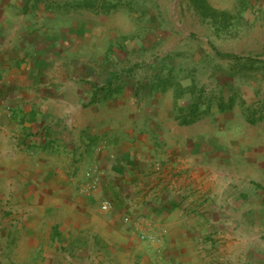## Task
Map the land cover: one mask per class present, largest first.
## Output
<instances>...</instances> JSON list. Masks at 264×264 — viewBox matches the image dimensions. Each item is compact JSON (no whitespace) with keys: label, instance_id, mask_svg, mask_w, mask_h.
<instances>
[{"label":"crops","instance_id":"crops-1","mask_svg":"<svg viewBox=\"0 0 264 264\" xmlns=\"http://www.w3.org/2000/svg\"><path fill=\"white\" fill-rule=\"evenodd\" d=\"M0 264H264V0H0Z\"/></svg>","mask_w":264,"mask_h":264},{"label":"built area","instance_id":"built-area-1","mask_svg":"<svg viewBox=\"0 0 264 264\" xmlns=\"http://www.w3.org/2000/svg\"><path fill=\"white\" fill-rule=\"evenodd\" d=\"M111 208L110 204L108 201H103L101 204V209L102 210H109ZM124 222H128L129 218L124 217L123 219ZM140 239L144 241H148L150 243L158 242L160 238L155 234V233H149V232H141L140 233Z\"/></svg>","mask_w":264,"mask_h":264}]
</instances>
